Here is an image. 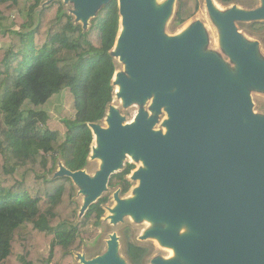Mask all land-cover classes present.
Instances as JSON below:
<instances>
[{"label": "water", "instance_id": "water-1", "mask_svg": "<svg viewBox=\"0 0 264 264\" xmlns=\"http://www.w3.org/2000/svg\"><path fill=\"white\" fill-rule=\"evenodd\" d=\"M111 1L62 0L74 6L70 14L84 30ZM175 2L165 0L158 6L155 0H117L119 30L124 27L125 32L116 37L111 52L126 66V73L116 72V82L112 79L113 88L123 87L115 96L122 98L123 107L152 98L151 109L167 113L166 133L155 132L156 119L143 111L135 124L125 125L110 105L104 119L108 128L88 125L93 139L97 137L90 159H101L99 170L90 176L60 165L55 176L70 178L78 193L80 189L82 217L108 189L124 157L133 156L146 168L131 176L132 182L140 180L138 198L125 201L115 192L118 207L105 209L114 214L105 217L111 225L123 223L125 216L133 215L138 222L150 215L169 228L148 230L140 239L159 238L188 264H264V119L253 113L243 84L230 78L214 58L198 55L204 44L200 23L181 39L161 34ZM207 8L222 28L224 47L237 61L242 80L264 90V65L254 60L256 44L245 47L235 27L237 22L264 21V0L252 10L232 6L226 13L216 12L212 0H207ZM181 225L191 234L179 235L175 228ZM105 243L106 249L94 258L77 254L78 264H128L119 257L117 234H110ZM152 264L178 263L157 258Z\"/></svg>", "mask_w": 264, "mask_h": 264}, {"label": "trees", "instance_id": "trees-1", "mask_svg": "<svg viewBox=\"0 0 264 264\" xmlns=\"http://www.w3.org/2000/svg\"><path fill=\"white\" fill-rule=\"evenodd\" d=\"M20 1L0 0V264H75L84 242L99 237L108 199L101 197L80 217L77 187L55 175L60 165L71 172L89 168L88 125L102 124L114 95L118 4L101 6L84 30L62 0H26L24 17ZM257 4L241 5L252 10ZM197 9L196 0H177L172 31ZM242 25L251 34L264 32V21ZM65 90L73 97L74 115L62 120L63 132L48 127L46 112L22 110L25 103L43 106ZM133 170L127 164L107 188L126 194ZM90 224L92 231L86 229ZM119 243L128 264H147L152 253L137 246L129 227L122 228ZM102 253L100 248L92 258Z\"/></svg>", "mask_w": 264, "mask_h": 264}, {"label": "rangeland", "instance_id": "rangeland-1", "mask_svg": "<svg viewBox=\"0 0 264 264\" xmlns=\"http://www.w3.org/2000/svg\"><path fill=\"white\" fill-rule=\"evenodd\" d=\"M47 0H44V2ZM165 0H155V4L160 6ZM199 9L196 12V14L190 19V25L189 27L193 26L195 23L201 24V34L202 38L204 40V44L199 47L198 55L202 57H211L214 58L221 67L226 71L228 76L232 78L234 81H237L240 84H243L246 90L247 95L249 96L252 105H253V113L256 116H259L264 119V90H258L250 86L248 83L242 80L239 72V66L235 59H233L228 52L226 51L223 43V33L221 26L211 17L209 14L208 8H207V0H199ZM215 3L219 5L221 8V13H226L232 6H223L220 4L217 0H213ZM258 3L257 7L260 6V0H240L241 4H244L245 6L249 3ZM241 4H237V6L240 9H243V6ZM70 9L74 10V6H68ZM18 10L24 17L28 10V5L26 0H21L18 3ZM176 10V2L172 8L171 15L163 22L161 27V34L164 37H169L171 35H174L176 31H178L183 25L178 27L175 31L173 30V17ZM30 11V9H29ZM189 21V20H188ZM10 26L11 22L8 23ZM185 24V23H184ZM236 30L238 31V34L241 38L242 43L245 47L251 46L253 44H256L255 47V53H254V60L261 65H264V32L258 33V34H251L248 31H246L243 28L242 23H236L235 24ZM4 44L0 43V48H2ZM114 50V47L113 49ZM117 70L116 72L120 73H126V66L125 64L121 63L117 58ZM124 69V70H123ZM123 70V71H122ZM235 76H233V75ZM113 94L114 90H113ZM115 95H113V99L111 102V105L114 106L118 112L120 113L121 117L123 118V124H129L133 117L139 112L143 111L147 114L148 118H155V124L153 126V130L155 132H162L164 133V120L166 116V111L164 109H161L159 113L154 112L151 109L152 106V98L147 99L143 103H133L129 107H123L122 104H119L115 100ZM118 106V107H117ZM261 108V109H260ZM22 110L24 112H27L28 110H39L44 111L48 115V127L52 130H58V131H64V126L62 123L63 119H70L74 115V109H73V97L72 95L67 91H62L58 95L53 96L46 104L43 106L35 107L32 106L29 103H25L22 107ZM101 126L106 127L104 124V120L101 124ZM93 142V141H92ZM93 145V144H92ZM91 145V147H92ZM89 168L85 170L86 173H88L90 176H94V174L99 170L100 168V161L97 160H91L89 155ZM141 161L135 160L133 156L130 157V155H126L122 161L121 167L119 168L118 172H121L127 164H132L134 166V170L130 173V175L127 177L128 180L131 178L134 171H138L140 169H143V164L140 163ZM131 187L129 191L124 194L123 196L119 197L122 200H130L132 190L136 186V181L131 182ZM132 188V189H131ZM115 192H120L119 189L110 190L107 189L103 194L102 197H107L108 202L104 206V215L102 217V224L98 228L99 237L94 241H85L82 249L79 252H76L74 254L75 264H78V261L76 259L77 254H84L87 259H91L93 255L99 251V249H103L105 241L108 240V236L112 233L117 234L118 237L121 236L122 228L123 227H129L130 232L132 235H134L135 238H138L139 242L141 244H151L153 248V254L151 256V262L149 264H152V260L154 259H161L165 262H177L178 264H188V262L177 256H171L168 251H166L163 247H158L153 238L147 239V240H141V236L145 234L146 231L155 229V228H165V224L163 222H151L148 224L144 219L139 220L136 222L134 218L131 216H125L123 218V223L117 224V225H111L110 221L105 219L107 213L106 208H112L115 204L113 196ZM131 192V193H130ZM84 196L80 194L77 191V197L76 200L78 204L82 205ZM88 231L93 230V226L90 224L88 227H86ZM175 231L179 235H190L191 230L189 231L186 226L182 228H175ZM134 240V239H133ZM97 242V244H96ZM119 251L121 254V244L119 245ZM170 255V256H169ZM123 255H119L120 258H123ZM148 264V263H147Z\"/></svg>", "mask_w": 264, "mask_h": 264}, {"label": "bare ground", "instance_id": "bare-ground-1", "mask_svg": "<svg viewBox=\"0 0 264 264\" xmlns=\"http://www.w3.org/2000/svg\"><path fill=\"white\" fill-rule=\"evenodd\" d=\"M163 4V3H162ZM161 4V5H162ZM160 5V6H161ZM212 5H213V8H214V10L216 11V12H219V11H221V8L219 7V5L217 4V3H215V1H213L212 0ZM191 21V20H190ZM190 21H188V22H186L185 24H183V26L178 30V31H176V33L173 35V37H175V38H177V39H181V38H183L186 34H187V32H188V28H189V25H190ZM124 32H125V28L124 27H121L120 28V30H119V32H118V35H117V40H119V38H121V36L122 35H124ZM124 70V69H123ZM122 70V71H123ZM233 75V74H232ZM233 76H235V75H233ZM114 78H113V80H114V82H116V80H117V78H116V75L115 76H113ZM122 89H123V87H122V85H120V84H116L115 86H114V95H116V94H120L121 92H122ZM115 98V100L119 103V104H121L122 103V98H117L116 96L114 97ZM118 107V106H117ZM136 116H137V114L133 117V119L131 120V122H130V124L131 125H133V124H135V122H136ZM166 116H167V114H166ZM168 120V116L167 117H165V120H164V122L165 121H167ZM105 125H106V128H108V123L107 122H105L104 123ZM164 133H166V128L164 129ZM93 148H97V137L96 136H94V139H93ZM94 152L92 151L91 152V156H94ZM131 157V156H130ZM99 161H100V164H101V159H99ZM141 163V162H140ZM143 164V163H142ZM143 168H144V170L146 169L145 168V166H143ZM139 186H140V180H137L136 181V186L133 188V190H132V194H131V198H130V200L131 201H135L137 198H138V189H139ZM132 189V188H131ZM131 193V192H130ZM115 202V201H114ZM118 207V204L117 203H115L114 204V206L112 207V210H114L115 208H117ZM106 213H107V215H106V217L107 218H111L114 214H113V212L112 211H110V210H107L106 211ZM131 216H133V215H131ZM143 218H144V220L148 223V224H150L151 222H153V220H152V218L150 217V215H143ZM109 221V220H108ZM166 223V222H165ZM167 224V225H166ZM165 224V228H169V224L168 223H166ZM184 226H186V225H181V228L182 227H184ZM154 242H155V244L158 246V247H163L162 246V242H161V240L159 239V238H155L154 239ZM164 249H166V250H168L169 251V254L171 255V256H176V250L173 248V247H171V246H168V245H165L164 247H163ZM169 255V256H170Z\"/></svg>", "mask_w": 264, "mask_h": 264}, {"label": "flooded vegetation", "instance_id": "flooded-vegetation-1", "mask_svg": "<svg viewBox=\"0 0 264 264\" xmlns=\"http://www.w3.org/2000/svg\"><path fill=\"white\" fill-rule=\"evenodd\" d=\"M176 3H177V0H176ZM196 3H197V5H198V9H199V4H200V1L199 0H196ZM224 6V5H223ZM229 6H235V5H229ZM228 7V6H227ZM198 9H197V11H198ZM196 11V12H197ZM196 12L194 13V15L196 14ZM193 15V16H194ZM192 16V17H193ZM192 17H190L188 20L190 21V19L192 18ZM188 20L186 21V22H188ZM185 22V23H186ZM184 24V23H183ZM130 183L132 182L131 181V178H129V180H128ZM132 185V184H131ZM120 191V190H119ZM119 194H120V192H119ZM106 242V241H105ZM137 242L139 243V244H137V246L138 247H145L146 249H148V250H150V252L153 254V248H152V246H151V244H146V245H144V244H141L140 242H139V240H138V238H137ZM106 249V243H105V245H104V248H103V251ZM166 250V249H165ZM166 251H168V250H166ZM169 252V251H168ZM152 254H151V256H152ZM151 256L149 257V260H148V264L151 262Z\"/></svg>", "mask_w": 264, "mask_h": 264}]
</instances>
